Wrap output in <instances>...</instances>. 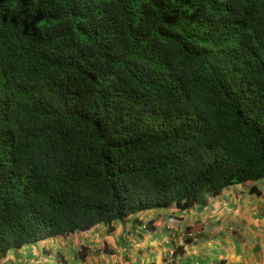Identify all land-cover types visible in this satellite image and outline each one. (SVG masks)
<instances>
[{
	"label": "trees",
	"instance_id": "16d2710c",
	"mask_svg": "<svg viewBox=\"0 0 264 264\" xmlns=\"http://www.w3.org/2000/svg\"><path fill=\"white\" fill-rule=\"evenodd\" d=\"M262 177L264 0H0V258Z\"/></svg>",
	"mask_w": 264,
	"mask_h": 264
},
{
	"label": "crops",
	"instance_id": "0c3cea01",
	"mask_svg": "<svg viewBox=\"0 0 264 264\" xmlns=\"http://www.w3.org/2000/svg\"><path fill=\"white\" fill-rule=\"evenodd\" d=\"M253 185L259 194L249 191ZM190 232L192 236H187ZM37 242L38 254L33 245L32 252L23 246L8 252L0 262L49 264L46 259H53L56 264H161L173 251L172 264H264V177L208 194L203 204L152 208L113 221L110 227L98 223Z\"/></svg>",
	"mask_w": 264,
	"mask_h": 264
},
{
	"label": "rangeland",
	"instance_id": "374dc122",
	"mask_svg": "<svg viewBox=\"0 0 264 264\" xmlns=\"http://www.w3.org/2000/svg\"><path fill=\"white\" fill-rule=\"evenodd\" d=\"M162 209V208H161ZM221 228V227H220ZM219 228V229H220ZM32 245H33V248L36 250V251H34V254H38V247H39V243L38 242H34L33 244H29V245H26L25 246V250H30L31 252H32V250H31V248H32ZM81 251L83 250V249H80ZM142 250L144 251V252H148V250H147V248L146 247H142ZM81 251H79V252H81ZM84 251V250H83ZM39 252H40V257L41 258H43V259H45V256L43 255V253H42V251H41V249L39 250ZM145 257V256H144ZM46 261L49 263V264H56V260H53V259H46ZM144 261H145V258H144ZM41 263V262H40ZM0 264H7V261L5 262V263H1L0 262Z\"/></svg>",
	"mask_w": 264,
	"mask_h": 264
},
{
	"label": "built area",
	"instance_id": "2783aa9c",
	"mask_svg": "<svg viewBox=\"0 0 264 264\" xmlns=\"http://www.w3.org/2000/svg\"><path fill=\"white\" fill-rule=\"evenodd\" d=\"M188 235H190V233H188ZM172 254H173V251H170L168 253V256L165 257V259L161 262V264H172Z\"/></svg>",
	"mask_w": 264,
	"mask_h": 264
},
{
	"label": "clouds",
	"instance_id": "9594fccd",
	"mask_svg": "<svg viewBox=\"0 0 264 264\" xmlns=\"http://www.w3.org/2000/svg\"><path fill=\"white\" fill-rule=\"evenodd\" d=\"M187 236H192V233L190 232V235H188V233H186Z\"/></svg>",
	"mask_w": 264,
	"mask_h": 264
}]
</instances>
